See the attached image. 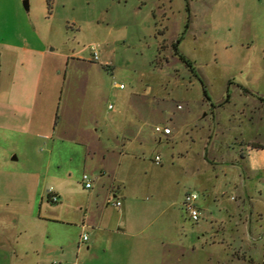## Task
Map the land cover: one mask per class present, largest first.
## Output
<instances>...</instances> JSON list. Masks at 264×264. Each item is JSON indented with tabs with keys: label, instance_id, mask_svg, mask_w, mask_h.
Returning a JSON list of instances; mask_svg holds the SVG:
<instances>
[{
	"label": "rangeland",
	"instance_id": "obj_1",
	"mask_svg": "<svg viewBox=\"0 0 264 264\" xmlns=\"http://www.w3.org/2000/svg\"><path fill=\"white\" fill-rule=\"evenodd\" d=\"M25 1L0 0V93L14 78L32 87L46 52L43 93L62 104L66 57L81 58L100 73L102 113L120 110L153 141L157 125L173 128L159 147L167 175L180 201L197 192L202 209L193 222L176 206L179 264H264V0ZM30 140L0 130V264H41L43 188L20 172L49 146ZM69 254L49 264H71Z\"/></svg>",
	"mask_w": 264,
	"mask_h": 264
},
{
	"label": "crops",
	"instance_id": "obj_2",
	"mask_svg": "<svg viewBox=\"0 0 264 264\" xmlns=\"http://www.w3.org/2000/svg\"><path fill=\"white\" fill-rule=\"evenodd\" d=\"M46 55H41L32 87L25 79L14 78L0 93V130L45 140L49 146L40 165L28 164L20 172L24 180L34 177L43 188L37 215L42 226L39 263L49 264L53 256L70 258L75 250L71 264H179L183 225L176 206H183L185 196L180 201L178 183L170 181V167L159 152L172 140L173 128L165 124L172 132L156 133L154 142L120 110L102 113L98 106L102 86L96 80L100 73L93 76L84 69V60L75 56L66 57L64 78L71 87L61 104L58 96L51 97L54 93H43ZM71 66L78 68L77 75ZM91 86L96 89L87 101L82 94L87 97ZM52 106L49 119H44ZM85 172L91 177L90 187L83 181ZM54 194L57 202L50 199ZM28 247H23L26 254Z\"/></svg>",
	"mask_w": 264,
	"mask_h": 264
},
{
	"label": "built area",
	"instance_id": "obj_3",
	"mask_svg": "<svg viewBox=\"0 0 264 264\" xmlns=\"http://www.w3.org/2000/svg\"><path fill=\"white\" fill-rule=\"evenodd\" d=\"M93 50V54H94V58L95 59H98V53L94 48H92ZM121 87H123V84L121 85ZM155 132L157 134H165V135H168L172 132V129L171 127L169 126H161V125H157L155 127ZM155 161L156 163H160L161 162V156L160 155H157L155 157ZM82 178H83V181H85V185L87 187H90L92 185L91 183V177L88 173H83L82 175ZM199 198V194L197 192H187L186 195H185V200H184V208L189 216V218L193 221V222H198L201 217H202V209L201 207H199V205L197 204V200ZM51 201L53 202H57L59 200V197L58 195H52L51 196ZM117 205H120L121 202L120 201H116ZM84 240L88 239V235L87 234H84L83 236Z\"/></svg>",
	"mask_w": 264,
	"mask_h": 264
},
{
	"label": "trees",
	"instance_id": "obj_4",
	"mask_svg": "<svg viewBox=\"0 0 264 264\" xmlns=\"http://www.w3.org/2000/svg\"><path fill=\"white\" fill-rule=\"evenodd\" d=\"M47 1H48L49 10H50L52 8V2H53V0H47ZM181 58L185 60V58H184L183 55H181ZM185 61L189 62L188 60H185Z\"/></svg>",
	"mask_w": 264,
	"mask_h": 264
},
{
	"label": "water",
	"instance_id": "obj_5",
	"mask_svg": "<svg viewBox=\"0 0 264 264\" xmlns=\"http://www.w3.org/2000/svg\"><path fill=\"white\" fill-rule=\"evenodd\" d=\"M25 5L27 8H29V1L28 0L25 1Z\"/></svg>",
	"mask_w": 264,
	"mask_h": 264
}]
</instances>
